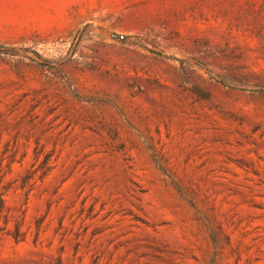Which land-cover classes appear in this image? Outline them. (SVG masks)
Masks as SVG:
<instances>
[{
  "label": "rangeland",
  "instance_id": "374dc122",
  "mask_svg": "<svg viewBox=\"0 0 264 264\" xmlns=\"http://www.w3.org/2000/svg\"><path fill=\"white\" fill-rule=\"evenodd\" d=\"M0 264H264V0H0Z\"/></svg>",
  "mask_w": 264,
  "mask_h": 264
}]
</instances>
